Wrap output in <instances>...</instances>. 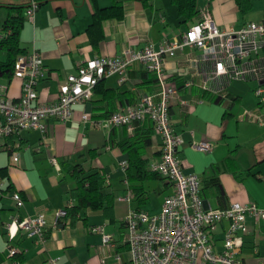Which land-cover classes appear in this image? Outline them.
I'll return each instance as SVG.
<instances>
[{
    "label": "crops",
    "instance_id": "0c3cea01",
    "mask_svg": "<svg viewBox=\"0 0 264 264\" xmlns=\"http://www.w3.org/2000/svg\"><path fill=\"white\" fill-rule=\"evenodd\" d=\"M222 1V4H221ZM225 1H228L227 12ZM252 2V0H250ZM115 0H52L35 13L26 16L32 0H0V26L7 17L6 7L25 6L26 22L20 45L25 54H41L46 77L38 85L42 103L56 102L60 88L68 77L76 74L90 59L118 57L126 50H141L148 45L159 49L165 42L182 40L199 20L185 24L179 17L172 0H153L145 7L139 0H118L123 6L121 15L102 12L114 5ZM198 9L201 16L208 9L221 29L242 28L249 22L264 19L250 16L254 9L243 14L236 0H204ZM99 10V12H98ZM250 16V17H248ZM202 18V17H201ZM21 56V55H20ZM260 58L264 62V51ZM212 65L201 62V52L185 47L166 63L169 85L179 90L172 100L171 122L180 135L178 148L184 173L198 175L201 198L206 209L229 208L233 204L256 203L264 208V118L263 123L253 119L262 113L256 90L264 86V79L235 80L216 96L202 89L201 84ZM118 75L101 81L92 100L78 105L71 120H47L45 133L24 131L19 138H10L17 160L11 153L0 150V175L6 190L0 196V264H17L9 256L8 223L13 218L46 215L48 228L46 242L13 230V245L22 259L20 264H132L127 244L126 219L131 211L144 210L151 215L162 212L165 199L174 194L175 187L165 178L145 182L130 181L127 148L143 140L138 134L150 133L151 144L143 149V157L151 164L161 158L162 140L155 134L151 121L137 123L133 128L124 126L102 127L85 122L101 121L121 108L135 104L142 94L158 91L155 75L145 66L130 69L129 81L121 84ZM188 83H192L187 87ZM10 98L22 96V81L15 77L0 78ZM210 144L211 151L197 148ZM57 162L59 168L54 164ZM128 167L123 168V163ZM81 166L87 171H99L106 177L104 192L113 195L112 210L84 209L78 220L71 224L62 219L56 225V213L67 212L76 205L72 198L75 186L71 170ZM134 187L145 192L146 203L140 206ZM20 193L25 201L18 209L12 196ZM128 196L130 201H128ZM250 232L238 250L242 264H264V220L248 218ZM102 226L113 239L106 247L103 236L93 232ZM226 225H220L214 235L215 247L223 249ZM120 256L121 262L116 258ZM17 261V262H16Z\"/></svg>",
    "mask_w": 264,
    "mask_h": 264
},
{
    "label": "built area",
    "instance_id": "2783aa9c",
    "mask_svg": "<svg viewBox=\"0 0 264 264\" xmlns=\"http://www.w3.org/2000/svg\"><path fill=\"white\" fill-rule=\"evenodd\" d=\"M38 5L33 2L26 16L33 19ZM185 47L201 52V62L212 65L207 70L201 87L216 96H225L228 86L235 80L264 79V62L260 54L264 51V19L249 22L242 28L221 29L210 15L203 11L202 19L194 24L182 40L165 42L159 49L148 45L141 50H126L118 57L90 59L81 65L76 74L68 77L61 85L56 102L42 103L39 99L38 85L46 77V69L40 53L21 55L15 63V77L22 81V96L10 98L6 86H1L0 94V150L11 153L17 160L16 151L7 141L19 138L24 131L45 133L47 120L67 122L72 119L76 107L93 99L98 84L118 75L121 84L129 81L130 69L143 65L155 75L158 91L142 94L139 100L128 107L112 113L107 118L95 122L84 116L85 122H93L102 127L124 126L133 128L137 123L151 121L155 134L162 140L161 158L151 164V171L158 173L175 187L174 194L168 196L162 212L151 215L144 210L131 211L126 219L128 229L127 244L132 264H242L238 250L244 237L250 232L248 218L259 222L264 220V208L253 203L233 204L229 208L206 209L201 198V181L198 175L184 173L178 148L182 143L180 135L171 122L172 100L179 90L169 85L170 77L166 63ZM192 83H188L187 87ZM259 103L264 107V86L256 90ZM263 114L256 113L253 119L263 123ZM197 148L211 151L208 143ZM54 164L59 168L56 161ZM127 168L125 162L122 165ZM6 190L5 179L0 175V196ZM16 207L22 209L25 201L20 193L12 196ZM128 201L130 197L128 196ZM66 216V211L56 213V225ZM226 225L223 249L215 247L214 235L220 225ZM36 239L40 244L46 242L48 220L45 214L13 218L8 223L9 256L16 258L18 249L13 245V230ZM93 232L103 236L106 247L113 246L112 236L98 226ZM118 262L122 258H116ZM17 262V261H16ZM18 264V262H17ZM51 264H57L56 261Z\"/></svg>",
    "mask_w": 264,
    "mask_h": 264
},
{
    "label": "trees",
    "instance_id": "16d2710c",
    "mask_svg": "<svg viewBox=\"0 0 264 264\" xmlns=\"http://www.w3.org/2000/svg\"><path fill=\"white\" fill-rule=\"evenodd\" d=\"M38 7L52 0H32ZM145 7H149L153 0H139ZM240 11L245 14L252 9L250 0H236ZM172 3L177 7L178 15L183 19L185 24H190L197 20H201L202 16L198 9V0H172ZM30 7V6H29ZM25 6L6 7L7 17L3 25L0 26V78L11 79L15 74V63L17 58L26 53L20 45V38L25 26L26 16ZM1 8V7H0ZM123 6L118 0H115L114 5L102 12H115L116 15H121ZM99 12V10H98ZM137 140L127 148L130 155L128 178L130 181L145 182L153 179H162L158 173L149 170L148 161L143 157V149L151 144L150 133H142L137 135ZM75 181V186L72 189V198L76 200V205L67 210L64 220H70L74 224L79 217V214L84 209L93 210H112L114 205L113 195L104 192L106 177L99 171L90 172L81 166H75L70 171ZM137 201L140 206L146 203L145 192L141 187L133 189ZM140 210V209H138ZM18 264L22 259L18 255L16 257Z\"/></svg>",
    "mask_w": 264,
    "mask_h": 264
},
{
    "label": "rangeland",
    "instance_id": "374dc122",
    "mask_svg": "<svg viewBox=\"0 0 264 264\" xmlns=\"http://www.w3.org/2000/svg\"><path fill=\"white\" fill-rule=\"evenodd\" d=\"M218 1V0H216ZM253 4H254V9L252 11V13L250 14V16L252 17L253 16H260L261 13L264 11V0H252ZM202 4H204V0H199V6H202ZM221 4H222V1H221ZM224 4L226 5V9H227V12L228 9H229V5H228V1H225ZM248 16V17H250Z\"/></svg>",
    "mask_w": 264,
    "mask_h": 264
}]
</instances>
